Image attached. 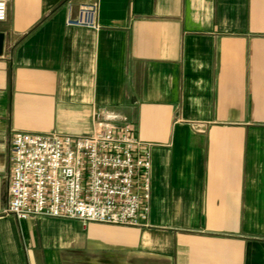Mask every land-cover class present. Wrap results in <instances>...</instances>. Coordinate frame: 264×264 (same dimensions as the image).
Listing matches in <instances>:
<instances>
[{
	"label": "crops",
	"instance_id": "0c3cea01",
	"mask_svg": "<svg viewBox=\"0 0 264 264\" xmlns=\"http://www.w3.org/2000/svg\"><path fill=\"white\" fill-rule=\"evenodd\" d=\"M0 212L14 132L130 126L144 226L0 215V264H264V0H3Z\"/></svg>",
	"mask_w": 264,
	"mask_h": 264
},
{
	"label": "built area",
	"instance_id": "2783aa9c",
	"mask_svg": "<svg viewBox=\"0 0 264 264\" xmlns=\"http://www.w3.org/2000/svg\"><path fill=\"white\" fill-rule=\"evenodd\" d=\"M68 27L98 30L96 3L67 0ZM6 5L0 0V21ZM7 201L2 214L144 226L149 215L150 152L130 126L88 135L14 132L8 147Z\"/></svg>",
	"mask_w": 264,
	"mask_h": 264
},
{
	"label": "water",
	"instance_id": "95a60500",
	"mask_svg": "<svg viewBox=\"0 0 264 264\" xmlns=\"http://www.w3.org/2000/svg\"><path fill=\"white\" fill-rule=\"evenodd\" d=\"M3 50V34L0 32V55Z\"/></svg>",
	"mask_w": 264,
	"mask_h": 264
},
{
	"label": "rangeland",
	"instance_id": "374dc122",
	"mask_svg": "<svg viewBox=\"0 0 264 264\" xmlns=\"http://www.w3.org/2000/svg\"><path fill=\"white\" fill-rule=\"evenodd\" d=\"M2 211L0 212V215H1Z\"/></svg>",
	"mask_w": 264,
	"mask_h": 264
}]
</instances>
